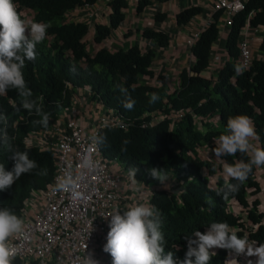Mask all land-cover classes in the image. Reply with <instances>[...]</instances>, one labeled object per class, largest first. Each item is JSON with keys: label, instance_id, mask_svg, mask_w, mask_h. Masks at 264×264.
Listing matches in <instances>:
<instances>
[{"label": "trees", "instance_id": "trees-1", "mask_svg": "<svg viewBox=\"0 0 264 264\" xmlns=\"http://www.w3.org/2000/svg\"><path fill=\"white\" fill-rule=\"evenodd\" d=\"M98 0H14L18 15L26 10L34 14L33 22H45L51 26L47 30L45 40L36 47L35 61H26L23 69L27 87L31 89L33 98L42 96L45 112L50 113L47 126L37 123L41 117L29 114L26 110L15 111L20 97L16 90L10 89L7 94L0 95V114L7 117V133L13 148L26 150L23 140L30 131H40L49 127L50 121L66 108L73 95L67 84L73 86H89L93 91V99L101 100L106 106L118 110L133 126L123 131L118 128L106 127L99 131L98 137L104 142L99 143L102 155L117 158L127 169H138L135 178L145 185L155 186L149 199V206H155L162 215V232L166 241L165 250L175 253L184 259L186 241L196 230L205 231L212 222H227L229 226L239 229L243 226L236 217L228 213L226 203L235 199L243 207L249 203L246 190L250 187L258 189L252 172L240 186L239 191L229 195L227 200L216 194V189L223 186L222 181L212 184L210 176L214 174V166L205 153L196 146L207 145L214 148L220 135L226 130L230 117L243 114L250 117L255 125L258 146L264 148V60H252L250 66L242 73L236 72L238 65V38L246 21L251 27H264V0H246L244 9L232 16L231 26L226 38L225 48L229 59L211 79L205 78L201 72L207 67L210 48L218 37V22L221 12H214L212 21L203 29L190 48L195 62L191 66L193 73L183 70L180 73V85L172 94L167 95L161 89L139 82V75L151 77L149 70L153 59L152 51L141 53L135 45L109 52L103 48L94 54L85 51L88 28L83 22H65L64 16L70 10L91 5ZM164 3L170 0H156ZM150 0H138L135 4L137 14L141 13ZM127 8L125 0L111 2L112 12L107 24H95L93 41L101 43L112 34L124 19ZM201 12L198 6L179 11L175 16L178 25H185L190 19ZM165 14L154 15L156 21H163ZM142 36L152 39L158 46L166 47L169 37L160 31L143 30ZM264 50V37L259 46ZM161 76H157L160 78ZM119 87L128 89V96L119 91ZM156 94L158 99L150 103V97ZM129 96L135 101L131 110L123 107ZM166 99L163 102V99ZM163 110L170 113L175 110H189L176 124L168 130L169 121L163 119L151 127H142L141 123L150 118L146 113ZM218 114V127H212L208 117ZM193 115L201 116L196 119ZM144 118V119H140ZM0 124V129H3ZM127 142V143H126ZM28 150L30 159L35 160L38 168L30 174H24L7 191H0V207L8 206L19 211L23 200L31 190H41L50 182L54 170L52 154L47 150L31 147ZM10 153L0 146V163L5 168H12ZM231 164L238 160L248 161L247 155L223 157ZM160 169L162 174H173L176 178L174 193L160 189V181L150 175L151 169ZM46 171V175L38 174ZM236 183L235 181H229ZM255 205V201H252ZM248 218L258 223L257 229L249 233L248 239L256 246L264 244V225L261 214L254 215L248 211ZM235 234L245 238L238 230ZM226 249H220L212 257L210 264H225ZM108 264L112 257L107 253Z\"/></svg>", "mask_w": 264, "mask_h": 264}, {"label": "built area", "instance_id": "built-area-1", "mask_svg": "<svg viewBox=\"0 0 264 264\" xmlns=\"http://www.w3.org/2000/svg\"><path fill=\"white\" fill-rule=\"evenodd\" d=\"M113 1L98 0L94 4L97 3L99 9L103 8L105 16L109 18ZM125 1L127 8L135 7L138 2ZM245 1L218 0L214 4V11H220L221 16L226 15L224 23L230 27L232 16L244 9ZM211 21L212 18L206 27ZM198 35L185 40V46L189 50ZM239 37L238 65L245 70L252 62L253 38L246 31L241 32ZM194 62L195 57L191 53L189 64L185 68L187 72L193 73L191 66ZM69 88L72 86L69 85ZM72 89L75 95L69 106L50 121L49 127L29 132L24 138L25 145L51 152L54 170L50 183L41 190H31L22 202L19 217L24 220L25 228L22 233L12 238L17 250L12 264H92V260L96 264H108L103 246L106 244L109 231L107 221L110 217L105 216L116 210L123 213L138 203L149 205L152 190L155 188L145 185L137 178L134 181L124 163L117 158L103 156L99 143L93 140L106 127L126 131L134 125L133 120L106 106L101 100L92 99L93 91L89 86ZM186 112L190 111L175 110L166 113L160 110L146 113L145 116L150 119L143 120L141 126L150 127L166 119L169 121L168 130L171 131ZM193 117L202 119L198 115ZM207 120L212 127L219 126L217 115H212ZM196 148L213 156L207 146ZM89 160L91 167L87 164ZM215 160L218 164L224 163L222 158ZM67 172H71L74 187L68 191H56L57 181L64 178ZM221 174L216 170L214 176ZM167 177L175 180L172 174ZM160 184L162 183L157 185L158 188H161ZM258 199L260 204L255 212L263 214L261 222L264 224V196L261 195ZM232 203L235 210H238V203ZM256 227V224L251 226L252 230ZM233 254L228 252L227 264H231Z\"/></svg>", "mask_w": 264, "mask_h": 264}, {"label": "clouds", "instance_id": "clouds-1", "mask_svg": "<svg viewBox=\"0 0 264 264\" xmlns=\"http://www.w3.org/2000/svg\"><path fill=\"white\" fill-rule=\"evenodd\" d=\"M33 21L34 14L32 11L26 10L23 15L19 16L14 0H0V95L7 94L10 89L16 90L20 100L18 104L13 105L14 110L18 112L22 108L29 114L34 113L41 117L37 123L47 126L51 114L44 111L42 96L38 100L33 98L31 89L27 87L23 69L26 61H35L37 58L36 47L45 40L47 30L51 25L45 22ZM64 21L67 22L65 16ZM242 71L243 69L240 66L236 67L238 74ZM69 85L72 88L83 87L67 84L68 89L73 93L72 97L75 94L73 89L69 88ZM119 91L128 96L127 88L119 87ZM157 99V95L152 94L149 102L153 103ZM134 105L135 101L129 96L123 107L131 110ZM214 115L218 117L217 113H214ZM7 122V117L0 114V124L4 126L3 129H0V146L3 147L4 151L10 153L8 158L12 161L10 170L5 168L4 163H0V191H7L22 175L30 174L38 168L37 162L30 159L28 154L27 149H30L31 145L24 144L26 146L24 151H21L18 147L13 148L11 138L6 130ZM257 139L258 136L252 119L247 115L239 114L227 120L226 130L224 134L219 136L214 148L205 144L199 145L210 148L213 156L203 153L207 155L208 159L212 158L213 161L215 158L224 160L223 157L236 154L249 157L247 162L242 159L231 164L224 160L223 165L210 162L214 166V174L210 176L209 181L212 184L218 181L225 182L222 187L216 189V194L221 196L222 199L227 200L229 195L239 191L240 186L252 172L253 166L254 168L264 166V148L257 147ZM93 140L95 143L104 142L103 137L94 136ZM254 140H256V145L252 142ZM87 164L89 167L92 166L90 160L87 161ZM216 170L222 174L214 176ZM137 171L136 167L129 169V175L134 181ZM38 174L46 175V171H41ZM150 175L161 183L168 180V175L162 174L160 169H151ZM173 178L175 179L173 182L176 183L174 175ZM229 181H235L236 183ZM73 187L74 181L71 172H67L64 178L57 181L55 190L68 191ZM261 195L264 196V187L260 188L258 185L257 190L255 187L246 190V199L249 203L247 208L235 199L228 200L226 203L228 213L243 224L242 227L247 231L246 235L244 230H241L242 227L239 229L236 226H229L227 222H212L205 231L196 230L191 236L184 237L186 251L183 260L175 255L179 251L178 247L175 253L173 251L166 252L165 250L166 241L162 232L163 219L159 210L155 206L141 203L123 213L116 210L105 216V218L110 217V219L107 221L109 231L103 250L111 255L112 264H210L212 257L220 249H226L225 264H227L226 259L229 251L234 253L231 264H245L246 262L247 264H264V244L256 246L254 241L248 239L249 233L257 229L256 227L252 230L251 226L254 224L258 226V223L249 220L248 211L254 215L261 214L262 217V213L255 212L260 204L258 198ZM232 201L238 203V210H235ZM252 201H255V205L251 204ZM24 228V220L15 214L14 209L8 206L0 207V264H12V260L17 254L12 238L22 233ZM238 230L244 234L245 238L235 234ZM92 264H96V261L92 260Z\"/></svg>", "mask_w": 264, "mask_h": 264}, {"label": "crops", "instance_id": "crops-1", "mask_svg": "<svg viewBox=\"0 0 264 264\" xmlns=\"http://www.w3.org/2000/svg\"><path fill=\"white\" fill-rule=\"evenodd\" d=\"M151 3L139 14L135 7L130 6L124 10V19L118 28L101 43H95L92 38L95 35V24H107L109 18L105 16L103 8L98 4L76 7L66 13L67 22H83L88 27V39L86 41V52L93 54L100 48L109 52L125 49L135 45L141 53L152 51L153 59L149 70L152 76L139 75V82L151 87L161 89L167 95L172 94L180 85V73L189 64L190 50L185 46V40L199 34L214 11V4L218 0H170L160 3L150 0ZM198 6L201 12L193 16L185 25H178L175 22L176 14L188 7ZM165 14L163 21H156L154 15ZM107 18V19H106ZM226 15L220 16L217 28L218 37L210 48V57L207 67L201 72L205 78H213L217 75L222 65L229 59L225 48L229 27L225 25ZM151 29L165 33L169 37L166 47L158 46L152 39L142 36L143 30ZM246 31L248 36L253 38L251 42L252 60H264V50L259 46L264 37V27H251L246 21L241 32ZM239 34V35H240ZM240 37L238 38L239 42ZM161 76L157 78V76ZM166 99H163L165 102ZM256 145V140L252 141ZM255 181L259 187H264V166L255 167Z\"/></svg>", "mask_w": 264, "mask_h": 264}, {"label": "rangeland", "instance_id": "rangeland-1", "mask_svg": "<svg viewBox=\"0 0 264 264\" xmlns=\"http://www.w3.org/2000/svg\"><path fill=\"white\" fill-rule=\"evenodd\" d=\"M209 162H211V163L214 162V164H215L216 160L213 161V159L211 158V159H209ZM168 180L169 181H166V182L160 184V187H161L160 189L163 188V189L167 190L168 192H175V190L172 188L173 186H175V182H173L172 179H168ZM241 230L242 231L244 230V233L246 235V233H247L246 229L244 227H242ZM245 264H247V262Z\"/></svg>", "mask_w": 264, "mask_h": 264}]
</instances>
